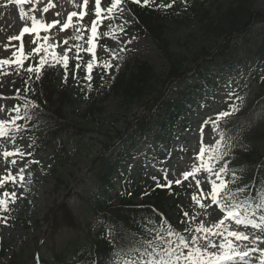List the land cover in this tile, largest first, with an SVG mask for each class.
Wrapping results in <instances>:
<instances>
[{"label":"trees","instance_id":"1","mask_svg":"<svg viewBox=\"0 0 264 264\" xmlns=\"http://www.w3.org/2000/svg\"><path fill=\"white\" fill-rule=\"evenodd\" d=\"M117 1L131 13L137 34L154 46L164 70L141 58L122 59L123 69L105 80L100 59H79L60 79L52 62L36 55L35 80L21 81L23 95L15 99L19 121L0 127L2 136L27 137L34 152L53 150L55 188L71 183L67 170L79 155L68 135L100 136L98 147L106 151L82 158L96 157L88 168L95 182L77 194L78 217L64 202L51 209L40 263L213 264L198 247L207 228L188 181L171 183L145 168L118 189L112 178L134 157L152 159L141 144L169 142L178 131H194L192 120L204 119L213 139L195 157L206 174L203 200H217L226 214L264 228V0ZM100 18L109 32L114 17L102 10ZM76 67L88 81L80 91L71 87ZM110 96L117 100L113 114L105 108ZM74 103L85 106L82 124L65 114ZM163 158L152 162L162 166ZM6 191L0 189V217L10 209ZM60 229L72 234L70 242H57ZM26 263L21 250L4 264Z\"/></svg>","mask_w":264,"mask_h":264},{"label":"rangeland","instance_id":"2","mask_svg":"<svg viewBox=\"0 0 264 264\" xmlns=\"http://www.w3.org/2000/svg\"><path fill=\"white\" fill-rule=\"evenodd\" d=\"M225 1L228 0H223ZM103 7L127 30L121 34L117 27H113L106 38L102 57L107 70L110 72L120 67L124 57L141 58L157 71L164 70V64L153 45L148 38L136 34L132 28L131 15L116 2L108 4L106 0H0V123H15L17 112L10 107L8 101L19 94L22 77H26L28 81L33 78L22 56L23 39L33 37L32 39L46 43L52 51L64 58L71 45L83 47L84 37L79 35H85L84 31L90 24V19L96 17ZM96 23L97 20L90 24L91 37L97 32ZM72 39L73 43L67 45ZM64 61L65 58L62 63ZM84 82H76L71 87L80 90L85 86ZM116 104L117 100L110 96L105 102L107 114L115 112ZM84 110L85 106L81 103H74L64 109L69 119L78 117L80 124L84 122L80 117ZM99 138L96 135H83L79 138L68 135L66 141L71 139V148H76L79 155L74 156V162L67 170L72 178L71 183L60 188H55L51 175L52 151L35 154L24 139L5 140L0 143V185L4 182L6 168L14 176L11 189L14 202L9 219L7 222L0 221V264L6 263L13 254L21 250L26 264H34L36 260H31L30 252H36L37 242L48 229L47 221L52 213L51 209L68 200L74 211L78 212L80 200L77 194L90 189L95 182V178L89 176L86 170L89 160L84 162L82 158L101 153L98 147ZM197 139L195 132H183L170 146L165 143L156 145L167 155L164 163L169 166L165 172L170 180L177 181L184 176L193 180L189 163L191 155L201 149V143ZM153 147L154 144L151 149ZM174 147L186 149V154ZM139 163L140 159L128 162L120 170L119 177L113 178L115 186L134 178V168ZM75 176L79 178L76 182ZM201 211L210 227V238L204 239V242L207 241L200 247L214 264H264V230L226 219L215 208L206 207ZM64 237L65 232L59 236L60 239Z\"/></svg>","mask_w":264,"mask_h":264}]
</instances>
